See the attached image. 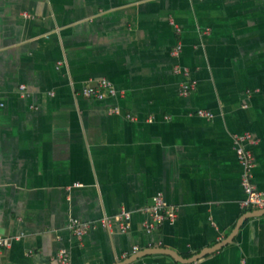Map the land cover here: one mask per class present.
<instances>
[{
	"label": "crops",
	"instance_id": "crops-1",
	"mask_svg": "<svg viewBox=\"0 0 264 264\" xmlns=\"http://www.w3.org/2000/svg\"><path fill=\"white\" fill-rule=\"evenodd\" d=\"M103 78L117 96L83 95ZM247 132L264 191V0H0V264H264ZM158 193L177 219L148 231ZM124 211L127 231L70 230Z\"/></svg>",
	"mask_w": 264,
	"mask_h": 264
},
{
	"label": "built area",
	"instance_id": "built-area-1",
	"mask_svg": "<svg viewBox=\"0 0 264 264\" xmlns=\"http://www.w3.org/2000/svg\"><path fill=\"white\" fill-rule=\"evenodd\" d=\"M179 30V28H178ZM183 49V44L178 43L173 49V55L179 56ZM176 72L183 74L187 80L183 83L181 93L183 96H188L194 90L195 82L190 80V71L185 67H176ZM23 90L25 86L21 87ZM84 96L98 100H104L107 97H115L118 95V90L115 84L106 78L97 81L95 84L84 87L82 90ZM3 105V103H1ZM111 113L121 114L120 107H114L110 110ZM197 114L206 118L212 119L213 112L208 110H198ZM131 119H135L131 114H127ZM257 139L251 133H244L238 135L235 140V150L240 164L243 168L242 184L246 194L245 199L242 201L243 208H257L264 209V191L260 190L253 181V169L255 166V157L253 151L248 145L256 144ZM150 218L145 221V226L148 231L155 229L158 225L164 222L174 223L177 219V211L174 207L169 206L165 201L164 195L158 193L153 198V203L147 208ZM132 213L122 212L116 216L105 217L98 221H86L80 218H72L70 222V230L77 238H83L92 229L98 225L113 229L116 222L120 224L123 231L129 230L131 227ZM12 245L10 239L0 235V258L4 249ZM134 249H137L136 247ZM60 264H71L68 251L61 250L58 254Z\"/></svg>",
	"mask_w": 264,
	"mask_h": 264
},
{
	"label": "water",
	"instance_id": "water-1",
	"mask_svg": "<svg viewBox=\"0 0 264 264\" xmlns=\"http://www.w3.org/2000/svg\"><path fill=\"white\" fill-rule=\"evenodd\" d=\"M263 211H264V209H263ZM231 238H232V237H231ZM231 238H229L228 241H230ZM171 254H172L175 258H179V255H177L176 253H172V252H171ZM199 257H200V255L196 256L194 259L197 260ZM190 260H191V259H190ZM191 261H192V260H191ZM191 261H190V262H191Z\"/></svg>",
	"mask_w": 264,
	"mask_h": 264
}]
</instances>
